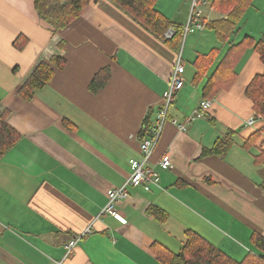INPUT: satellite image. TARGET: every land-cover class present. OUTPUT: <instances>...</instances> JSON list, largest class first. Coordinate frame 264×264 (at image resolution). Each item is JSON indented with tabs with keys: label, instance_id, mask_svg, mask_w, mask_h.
I'll list each match as a JSON object with an SVG mask.
<instances>
[{
	"label": "crops",
	"instance_id": "1",
	"mask_svg": "<svg viewBox=\"0 0 264 264\" xmlns=\"http://www.w3.org/2000/svg\"><path fill=\"white\" fill-rule=\"evenodd\" d=\"M156 9L183 27L190 11L185 0H158ZM259 21L239 28L234 44L246 36L259 39L264 10ZM61 40L65 68L33 99L21 100L20 84ZM220 47L205 28L185 36L177 52L109 0L90 4L53 37L33 0H0V111H8L7 123L21 135L0 158V264H159L152 246L177 253L188 230L236 261L259 254L251 237H264L263 166L255 162L264 150V120L255 117L245 89L264 66L252 46L243 47L234 81L208 99L212 105L201 119L185 131L170 122L184 123L204 99L216 64L195 82L194 62ZM178 57L184 86L169 105L150 163L159 185L127 188L128 197L116 205L123 222L99 217L106 192L125 183L131 159H142L143 122L147 116L152 125L158 120ZM105 69L106 82L91 91ZM229 131L234 134L223 158L203 155ZM165 153L172 169L164 171L157 163ZM151 207L166 219L151 215ZM88 228L66 256L68 242Z\"/></svg>",
	"mask_w": 264,
	"mask_h": 264
},
{
	"label": "trees",
	"instance_id": "2",
	"mask_svg": "<svg viewBox=\"0 0 264 264\" xmlns=\"http://www.w3.org/2000/svg\"><path fill=\"white\" fill-rule=\"evenodd\" d=\"M99 1L101 0H33V5L39 19L51 29L53 37H55L59 34L60 30L62 31L73 21L78 19L90 4H96ZM109 1L123 14L144 29V31L163 41L175 51H181L180 48L185 37L184 27L173 23L156 9L158 0ZM253 1L254 0L211 1L210 6L212 9L221 13L223 16L218 19L210 20L205 18V28L214 32L221 47L214 48L207 54L200 55L194 62L196 69L194 77L195 82L208 74L209 70L216 64L212 74L208 75V81L203 88V100L211 99L221 90L228 88L232 84L236 77L234 71L235 66L238 63L240 52L245 45L247 46V44H250L252 46L251 48H253V51L259 56L260 62L264 66V31L257 40L248 36L237 44H234L233 40L239 30V22L249 7H251ZM169 29H172L174 34L167 39L165 33H167ZM62 47V40L58 41L56 44V53L50 55L46 59H42V57L36 62L30 74L20 84L17 97L23 101H30L38 90L50 83L49 81L52 80L56 71L65 68L67 63L64 56L61 55ZM223 49H225V53L221 60L216 63L220 51ZM100 73L96 75L90 84V89L93 92L102 88L106 82V76L104 75L108 76L109 74L107 69H105L103 73ZM245 95L252 103L255 117L264 120V71L253 77L245 89ZM7 117V110L0 111V158L10 149L12 150L21 138V135L9 126ZM150 122L147 116L139 134L140 141L150 136L153 127ZM233 134V131H229L224 138L217 140L210 150L203 151V155L210 154L223 158L230 147L231 136ZM255 137L256 135H254L253 138L255 139ZM255 162L263 166L260 188L264 192V150L257 155ZM148 212L158 220L163 221L166 219V215L163 211L155 207H151ZM251 241L254 247L259 251V254L248 253L242 261L232 259L219 248L214 247V245L201 237L198 233L191 230L186 231L185 242L177 253H172L167 248L157 244H154L150 251L159 264H264V237L254 233L251 237Z\"/></svg>",
	"mask_w": 264,
	"mask_h": 264
},
{
	"label": "built area",
	"instance_id": "3",
	"mask_svg": "<svg viewBox=\"0 0 264 264\" xmlns=\"http://www.w3.org/2000/svg\"><path fill=\"white\" fill-rule=\"evenodd\" d=\"M190 1V11L188 15L186 25L184 26V36L188 34H193L197 31L205 29V17L203 13L202 7L210 6L212 0H188ZM174 34L172 29H169L167 33H165L166 38L172 37ZM180 57L177 58L176 63L173 67L171 76L168 80V85L166 91L162 96V107L158 111V120L153 125L150 136L146 139L139 142V149L142 155V159L140 161L131 159L129 161L130 165V174L127 177L125 183L119 186L118 188L109 189L106 192V203L102 210L100 211L99 217L104 215H109L120 222H123V218L121 214L116 210V205L125 200L128 197L127 188H143L145 191H148L152 186L159 185V174L154 167L150 165L151 157L155 146L157 145V140L161 134L163 125L167 118L169 105L173 102L176 93H178L184 86V66L181 64ZM210 100H202L199 102L197 109L193 114L187 116L188 118L184 123L179 124L175 120H171L170 122L175 125L180 131H185L186 127L195 121L196 119H201L205 112H207L211 107ZM253 124V119L247 121V125ZM158 167L161 170H169L172 169L171 159L168 153H165L157 163ZM91 232L90 228H88L85 233L80 234L75 239L70 240L66 245V256L71 255L73 253V249L77 243V240L83 238L84 235L89 234ZM53 264H63L62 262H54Z\"/></svg>",
	"mask_w": 264,
	"mask_h": 264
},
{
	"label": "rangeland",
	"instance_id": "4",
	"mask_svg": "<svg viewBox=\"0 0 264 264\" xmlns=\"http://www.w3.org/2000/svg\"><path fill=\"white\" fill-rule=\"evenodd\" d=\"M185 5L186 7L190 8V1L185 0ZM252 5L253 6L250 7L247 12H245L244 16L242 17L241 21L238 24V28L247 29L250 28V26H256L259 24L260 22L259 20H261V15L264 10V2L259 3V0H255V2ZM202 9H203L204 17L206 18L218 19L223 16L221 13L217 11H211L209 5H207L206 7H202ZM188 35H192V34H188ZM187 49L188 46H186V50Z\"/></svg>",
	"mask_w": 264,
	"mask_h": 264
}]
</instances>
